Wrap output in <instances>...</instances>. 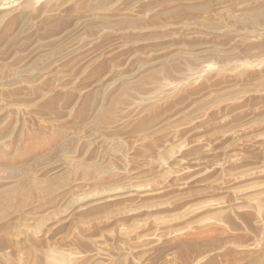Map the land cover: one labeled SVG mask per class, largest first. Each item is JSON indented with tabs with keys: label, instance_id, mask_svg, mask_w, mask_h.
I'll list each match as a JSON object with an SVG mask.
<instances>
[{
	"label": "bare ground",
	"instance_id": "obj_1",
	"mask_svg": "<svg viewBox=\"0 0 264 264\" xmlns=\"http://www.w3.org/2000/svg\"><path fill=\"white\" fill-rule=\"evenodd\" d=\"M12 2L0 6V250L26 263L130 264L205 208L233 207L218 199L264 193L220 179L264 168L263 131L231 132L263 120L264 93L230 99L247 79L221 74L253 67L238 57L264 46L248 40L264 35V0ZM211 7L242 32L208 22Z\"/></svg>",
	"mask_w": 264,
	"mask_h": 264
},
{
	"label": "rangeland",
	"instance_id": "obj_2",
	"mask_svg": "<svg viewBox=\"0 0 264 264\" xmlns=\"http://www.w3.org/2000/svg\"><path fill=\"white\" fill-rule=\"evenodd\" d=\"M12 1L16 3L17 0ZM223 1L225 2V4L231 5L239 2L248 3L252 0ZM8 2H11V0H0V6H3ZM209 8L206 9V13L204 14V18H208V22L213 18V21L218 20L220 21L219 24L222 23L223 26L233 27V29H235L237 33L242 32V29L231 25L224 14L219 17H215L213 15L214 9L212 7V9ZM252 37L253 39L251 40ZM249 39L251 41L254 40L253 42H259L264 45V35H258V37L257 35L251 36L248 37V40ZM263 57L264 46H262L261 50L255 55L251 53L239 54L238 59L251 64V66L253 67L249 68L248 70L239 67H231L229 68L230 71L229 69H227L229 72L225 70L226 72L224 71V73H221L224 76L226 75V78L232 77L238 80H240V78H244V80L247 79L245 81L247 85H237L236 88L234 87L235 89L233 88L226 92V96L230 95V99H236L237 97L242 98V96H245L246 99L251 98L252 100H254L257 98V96L264 93V64L261 62V58ZM207 61H211L212 63L211 69L208 71V73L211 74L215 71L217 62L215 59L213 60V58L212 60L208 59ZM251 61L253 62L251 63ZM239 70L241 73L239 72ZM238 72L242 77L239 76L240 74ZM252 79L254 83L252 82ZM248 81H250L252 84ZM250 90L253 92L250 93L251 95H243L242 92ZM240 92L242 96L241 94H239ZM183 125V128H187L188 126V124ZM252 126L254 128H257H255L256 132L263 131L262 133H264V118L263 120H255L250 123H244L241 126H236L235 128L233 127L231 132L234 133L235 130H237L235 133H238L239 131L242 132L244 130V127L253 128ZM179 127L180 129H183L182 125H180ZM243 142L245 146L252 143L250 139L248 142ZM236 143L238 146L243 144L240 140ZM261 160L264 161V158ZM259 165L262 164H260V162H252L247 165V167L250 169L244 170L242 173L237 174V177L222 174L220 176V179H231L227 181V183H230V185L236 186L237 189H241L243 190V192L245 191L248 193H255L257 192L258 188L264 187V168H255ZM203 195L205 194L196 193L193 196H198V200L207 198L214 199L221 196V194H214L212 196L205 195L206 197H204ZM234 198L235 196L231 193L228 196L218 199L220 201L226 200L229 203H232L233 207L229 210L227 207L221 208V206L218 205L217 207L205 208L203 212L199 213L191 222L187 224L179 223L174 226L172 228V231L164 235V239L162 238V242L157 245V247L147 252L131 253L132 255L130 254V264H251L248 263V259L253 255H259L264 259V193H258L257 195L255 193L253 197L249 199L246 198L244 200L236 201V199ZM234 202L236 204H234ZM33 226H36V224H34ZM33 230L34 229H30L28 230V232H32ZM46 240L49 244H52L51 246H54L56 248H67V243L59 241L57 235L53 237H50V235H48V238L46 236ZM105 240L107 242H105V244H107L106 246L108 247L109 244L112 243V240L110 238H107ZM8 249L9 248H7L6 251L4 248L0 250V258H6L8 264L26 263V252H23L22 254V252H14L11 249ZM113 253L114 252L101 253L99 255V259L104 262L108 258V255H113ZM1 254L5 255L3 256ZM36 263L40 264V262Z\"/></svg>",
	"mask_w": 264,
	"mask_h": 264
}]
</instances>
